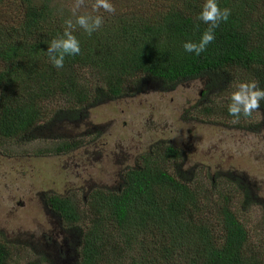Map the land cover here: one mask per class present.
<instances>
[{
    "label": "trees",
    "instance_id": "1",
    "mask_svg": "<svg viewBox=\"0 0 264 264\" xmlns=\"http://www.w3.org/2000/svg\"><path fill=\"white\" fill-rule=\"evenodd\" d=\"M148 1L149 15L142 9L109 15L91 35L76 26L81 53L66 57L57 69L46 51L70 19L67 11L59 13L61 0H0V9L19 13L16 20L0 21V140L25 143L28 135L37 139L47 123L62 129L88 120L89 75L98 82L100 100L141 94L148 85L174 91L185 82L201 85L200 100L236 78L264 87V12H257L264 10V0H219L231 15L199 56L185 52L183 43L198 42L207 29L198 19L205 0ZM130 2L131 11L143 6L142 0ZM57 93L69 104L65 112L45 106ZM226 114L236 119L228 109ZM242 119L243 114L237 120ZM78 139L62 136L55 152L74 153L84 145ZM152 152L127 170L116 189L94 188L83 216L68 197L46 200L68 227L87 223L84 234L74 231L80 239L77 264H264V254L250 247L249 232L226 200L204 215L200 201L207 200L208 191L199 189L202 198L188 185L192 180H178L160 161L178 160L182 152L169 145L164 154ZM235 186L250 198L240 181ZM216 218L221 232L216 224L210 227ZM10 261L9 247L0 243V264Z\"/></svg>",
    "mask_w": 264,
    "mask_h": 264
},
{
    "label": "rangeland",
    "instance_id": "2",
    "mask_svg": "<svg viewBox=\"0 0 264 264\" xmlns=\"http://www.w3.org/2000/svg\"><path fill=\"white\" fill-rule=\"evenodd\" d=\"M130 1L111 0L116 12L108 13L102 8L95 10V0H85L76 14L100 15L103 21L126 11L142 9L145 15L151 14L148 0H142L143 6L137 2L132 11ZM75 5L76 0H61L59 7V13L62 9L67 15V11L74 23ZM257 12L263 13V7ZM11 16L16 20L19 13L0 9V21ZM87 81L91 102L84 112L89 113L88 120L62 129L47 123L37 139L28 135L25 143L0 140V243L9 247L11 264H62L59 257L43 251L39 240H34L37 232L50 228L45 201L50 196L68 197L83 216L89 210L94 188L116 189L127 170L140 164L142 155L152 151L154 155L164 154L168 145L183 155L178 160H160L167 171L178 180H192L188 185L202 198L199 189L208 191L199 210L204 215L212 213L226 200L249 232L250 247L264 254V110L261 106L252 112L251 119H242L246 121L243 128L236 126L242 120H230L226 114L232 93L246 80L236 78L232 86L202 100L201 85L190 82L174 91L148 85L141 94L100 100L94 76L89 75ZM57 96L60 94L45 104L49 112L67 110L68 102ZM62 136L82 137L77 142L84 145L72 154H57ZM237 180L250 192V198L236 189ZM214 220L210 227L216 224L221 232V224ZM69 228L84 234L87 223L79 229Z\"/></svg>",
    "mask_w": 264,
    "mask_h": 264
},
{
    "label": "clouds",
    "instance_id": "3",
    "mask_svg": "<svg viewBox=\"0 0 264 264\" xmlns=\"http://www.w3.org/2000/svg\"><path fill=\"white\" fill-rule=\"evenodd\" d=\"M84 4L85 0H76V5L73 9L75 23L71 18L66 20V27L64 28L63 34L52 39L48 44L46 51L48 59L57 69L64 67L66 57H74L81 53V42L74 34L77 25L84 29L88 35H91L93 32L98 31L103 24V17L100 15L76 14V9H79ZM93 8L95 10L102 8L108 13L116 12L115 5L111 0H95ZM230 15L231 9L227 7L222 8L219 0H205L198 19L203 21L208 27L198 42L192 40L185 41L183 43L184 51L194 53L196 56L205 52L208 45L216 38L215 30L220 26L221 22H227ZM262 102H264V87L258 86L256 82H243L232 93L228 113L236 119H239L241 114L247 117L254 110L260 109Z\"/></svg>",
    "mask_w": 264,
    "mask_h": 264
},
{
    "label": "flooded vegetation",
    "instance_id": "4",
    "mask_svg": "<svg viewBox=\"0 0 264 264\" xmlns=\"http://www.w3.org/2000/svg\"><path fill=\"white\" fill-rule=\"evenodd\" d=\"M44 205L50 228L47 231L37 232L34 240H39L43 251L49 250L54 256L59 257L62 264H77L80 256L78 254L80 239L74 233L75 230L70 229L58 213L48 209L46 201ZM41 227L40 222L38 228L41 230Z\"/></svg>",
    "mask_w": 264,
    "mask_h": 264
}]
</instances>
